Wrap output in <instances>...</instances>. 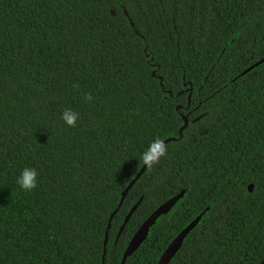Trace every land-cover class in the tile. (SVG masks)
Here are the masks:
<instances>
[{
	"label": "trees",
	"instance_id": "obj_1",
	"mask_svg": "<svg viewBox=\"0 0 264 264\" xmlns=\"http://www.w3.org/2000/svg\"><path fill=\"white\" fill-rule=\"evenodd\" d=\"M156 137L175 141L117 208ZM180 191L124 264H155L199 214L168 264L262 258L264 0H0V264H102L114 210L103 264H119Z\"/></svg>",
	"mask_w": 264,
	"mask_h": 264
},
{
	"label": "water",
	"instance_id": "obj_2",
	"mask_svg": "<svg viewBox=\"0 0 264 264\" xmlns=\"http://www.w3.org/2000/svg\"><path fill=\"white\" fill-rule=\"evenodd\" d=\"M110 15H113V12L110 11L109 12ZM122 14L123 16L127 19V22L129 24L130 27H132V23L130 22L129 18L127 17V14L125 12V10H122ZM260 62V61H259ZM258 62V63H259ZM258 63H255L254 65L250 66L249 68L245 69L241 74H244L246 72H248L252 67L257 66ZM151 76L154 77V73H151ZM181 121H182V125L180 126V128L178 129V138H180L181 136V131L186 127L187 124V119L185 116H181ZM171 141H175V139L173 138H167L164 140V143L167 144L168 142ZM146 167L141 166V168L138 170V172L134 175V177L132 178V180H130V182L127 184V186L124 188V190L121 192L120 194V198L117 204V208L120 206L123 198L125 197L126 193L128 192V190L131 188V186L134 184V182L142 175V173L144 172ZM252 186L249 185L247 187V191L250 192L251 191ZM183 191H180L179 193H177L176 195H174L173 197H171L170 199L166 200L165 202H163L161 205H159L141 224L140 226L137 228V230L134 232V234L131 236L130 240L128 241L122 256H121V260L119 264H124V261L126 260L127 257H129L138 247L139 245L145 240L146 236H147V232L148 229L154 224L155 220L161 216V215H165L170 208L176 203L177 200H179L182 197ZM138 200L136 202V204H134L130 210L128 211V213L126 214V216L123 219L122 224L120 225V227L118 228L115 240L118 238V236L120 235L124 225L126 224V222L128 221L130 215L133 213V211L136 209L137 205L139 204ZM116 212V210H114L108 217L107 223H106V229H105V235H104V239H103V250H102V264H103V255H104V245L106 242V231L109 228V223L110 220L112 218V216L114 215V213ZM201 214L197 215L193 220H191L185 227H183L175 236L174 238L168 243V245L165 247V249L162 251V253L160 254V256L158 257L157 261L155 264H168L169 261L171 260V258L176 254V252L179 250L184 238L186 237V235L195 227V225L197 224V222L200 219ZM259 264H264V257L260 260Z\"/></svg>",
	"mask_w": 264,
	"mask_h": 264
},
{
	"label": "clouds",
	"instance_id": "obj_3",
	"mask_svg": "<svg viewBox=\"0 0 264 264\" xmlns=\"http://www.w3.org/2000/svg\"><path fill=\"white\" fill-rule=\"evenodd\" d=\"M86 101H91L92 96L90 93L84 94ZM79 114L73 112L71 109H65L61 113V119L69 127H76V120ZM168 146L164 140L156 137L147 146V148L140 155V162L146 169L151 170L154 166L158 165L163 157L167 155ZM37 171L35 168H24L17 178L16 183L24 192H31L37 187Z\"/></svg>",
	"mask_w": 264,
	"mask_h": 264
},
{
	"label": "flooded vegetation",
	"instance_id": "obj_4",
	"mask_svg": "<svg viewBox=\"0 0 264 264\" xmlns=\"http://www.w3.org/2000/svg\"><path fill=\"white\" fill-rule=\"evenodd\" d=\"M263 257H264V254H263L262 258H263ZM262 258H261V259H262ZM261 259H260V260H261ZM260 260H259L256 264H259Z\"/></svg>",
	"mask_w": 264,
	"mask_h": 264
}]
</instances>
